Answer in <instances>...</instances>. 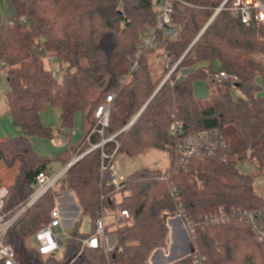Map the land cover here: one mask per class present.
I'll return each instance as SVG.
<instances>
[{"label": "trees", "instance_id": "1", "mask_svg": "<svg viewBox=\"0 0 264 264\" xmlns=\"http://www.w3.org/2000/svg\"><path fill=\"white\" fill-rule=\"evenodd\" d=\"M10 1L15 15L0 20V68L9 86L7 114L22 135L0 140V162L7 169L18 166L15 180L7 186L5 211L14 215L28 201L36 176L51 171L53 161L67 165L87 152L53 192L16 220L7 235L16 260L20 264H149L154 250L167 247L164 214L178 213L194 230L193 242L200 256L206 257L204 264H264V240H259L264 235V197L254 184L255 176L264 174V96L259 85V81L264 84V26L244 25L239 16L223 9L206 27L225 0H172L178 37L168 40L165 31H155L157 46L144 50L138 67L132 69L140 40L159 21V0ZM232 1L225 7H231ZM21 17L26 21L16 24ZM46 56L66 64L61 78L45 68ZM167 56L171 57L168 66ZM191 68L196 71L177 79ZM225 70L237 77L235 87L241 97L234 98L231 91L216 85L207 102L196 98L198 79L211 84L212 75ZM111 94L104 138L117 135L103 148L92 150L103 138L95 112ZM53 107L60 110L61 129L72 127L79 114L83 135L50 159L37 154L32 139L53 137L52 128L41 119V113ZM174 123L181 130L173 132ZM186 146L191 153L184 156L181 148ZM151 149L167 152L165 170L143 167L126 178L122 190L106 187L109 174L102 176L101 167L110 164V156L135 157ZM245 162L256 173L238 168ZM71 191L81 213L92 218V232L80 233L76 222L63 255L44 259L29 243L50 221L57 198ZM102 208L127 210L130 218L108 224L116 237L108 261L103 249L84 250L78 256L80 239L94 233ZM244 211L255 214L260 231L241 220ZM216 213L231 220L205 221ZM167 225L171 244L174 220L168 218ZM106 232L110 234L109 229ZM171 256L168 253L166 259Z\"/></svg>", "mask_w": 264, "mask_h": 264}, {"label": "built area", "instance_id": "2", "mask_svg": "<svg viewBox=\"0 0 264 264\" xmlns=\"http://www.w3.org/2000/svg\"><path fill=\"white\" fill-rule=\"evenodd\" d=\"M171 1L172 0H159V5L161 6L160 10V17L159 21L156 24V26L149 30L145 36L142 37L140 40V44L138 46V51L135 54L136 62L132 69H135L138 67V60L140 54L146 50V49H152L157 46V43L154 41V35L155 31L157 30H163L165 31L166 37L168 40H174L178 37L179 29L176 27L172 21V7H171ZM229 0H225L223 4L217 8L215 11V14L213 17L209 20L206 27H208L209 23L223 10L228 9L231 12H233L234 15L239 16L242 23L244 25L250 26L252 22H255L258 26L263 25L264 26V0H233L232 5L229 8H226L225 5ZM26 19L21 17V19H16L15 23L20 24L21 22H25ZM49 61H55L57 60L54 56L50 57L47 56ZM183 58V57H182ZM167 66L171 62V57L167 56ZM182 59H180L171 69L168 73V76L165 78V82L168 80L169 76L174 72V70L177 68V66L180 64ZM195 72L196 70L191 68L189 70H183L180 74L177 75V79L182 78L183 76H186L189 74V72ZM52 75L56 78H59L58 73L55 70H51ZM127 79V76L123 78L122 83L125 82ZM212 82L213 84L219 85V86H233L235 85V82L237 81V77L228 73L225 71H218L215 72L212 75ZM172 83V82H171ZM2 92L0 91V94ZM114 99V94L109 95L103 104H101L96 112L95 117L98 119L100 124V129L98 130L101 135L103 136L102 140L98 145H95L93 149H96L98 147H104L103 145L109 141H112L117 134L113 135L110 138H104V129L108 127L109 125V118H110V109L111 104ZM140 115L138 114L137 117H135L129 124L126 125V127L123 130H126V128L130 127L136 119ZM170 129L173 132H177L181 130V126L179 123H174L170 126ZM183 150V155L190 154L191 151L189 150V146H186L185 148H181ZM87 153V152H86ZM84 153V154H86ZM83 155L73 158L69 164L63 166L61 169L56 171L54 173L51 171H41L36 177V183L35 188L28 199V201L21 206V208L14 213V215H10L5 211V200L9 194L7 186H0V263L3 264H20L16 260V251L14 250L13 246L7 242V235L11 228L14 226L16 220L30 208L33 204L38 202L44 195H46L49 192H53L56 189V186L61 181L62 178H64V175L68 172L70 167L77 162L80 158H82ZM103 158H107V156L102 152ZM113 158L114 154L110 156V164L108 166H105L102 164L101 167V174L104 175V172H108V180L106 181L105 185L108 188H115L116 191L122 190V186L124 181L126 180L125 177H121L117 174V172L114 169L113 166ZM158 168L165 170V168L157 165ZM104 196H101V199H103ZM58 199V198H57ZM176 214V215H175ZM172 215V214H171ZM179 216L181 219V215L178 213H173L172 218ZM114 221H123L129 219V213L127 210L119 211L114 216ZM256 216L255 214L251 212L244 211L241 214V220H247L254 226L255 229L260 231L259 224L256 222ZM49 222L44 224L41 228H39L35 233L33 240L36 242L35 246L31 245L33 248L37 249L39 254L45 259V258H57V253L62 250L63 248V242L61 240L62 235H66L69 238L71 237L72 233L70 228H72L76 224V220L73 217H66L64 210L60 203L55 202V207L50 212V218ZM231 220V217L228 215H224L223 213H216V215H213L211 217H206L205 221L207 223L211 224H217V223H227ZM184 222V221H183ZM185 224V223H184ZM186 229L189 231V236L192 245H190V248H193V252H189V255L185 257V259H182L179 262V264H204L206 261V257H201L198 249L193 242L194 238V230L190 227V225H186ZM108 227L107 218L105 215V209H101V211L98 213L97 220L95 222L94 226V233L87 236V238L80 239V244L82 247V251L78 254V256L84 251L88 249H103L104 253L106 255V259L108 261V254L115 248L116 244V238L114 242H111V239L106 232ZM70 229V230H67ZM259 240H264V235H259ZM177 263V262H176Z\"/></svg>", "mask_w": 264, "mask_h": 264}, {"label": "rangeland", "instance_id": "3", "mask_svg": "<svg viewBox=\"0 0 264 264\" xmlns=\"http://www.w3.org/2000/svg\"><path fill=\"white\" fill-rule=\"evenodd\" d=\"M0 16L5 15L10 8V5L7 4H0ZM158 10H161V6H157ZM153 57V56H152ZM44 61V66L47 70H55L59 78L62 77L61 73L62 71L66 68V64L62 61H59L58 59L55 61H49L48 57L43 58ZM194 91L199 95V99H204V103L207 102L210 99V95L212 92H215L217 90L216 84H214V87L209 84L207 79H198L194 83ZM259 85L261 86V91L260 95L264 96V84L259 81ZM212 86V87H210ZM223 87V86H222ZM0 88L1 91L3 92L0 96V108L1 110L4 109V112L6 111L5 115H2V119L0 122V140L2 138L6 137L7 134H11V131L14 129L13 125V120L7 114V109H5V98L6 94L9 92V86L7 83V77L6 74L3 72V70L0 68ZM224 88V87H223ZM230 90L232 93V97L234 98H239L242 96V92L239 91L238 88L235 87V85L231 86L230 88H224V90ZM41 119L43 122L48 125L49 127L52 128L53 133L57 131L59 135L53 136L51 139H43V138H33L32 139V147L34 150L39 154L40 156H45L47 158L53 159L55 156L66 150L68 148V142L70 141V145L75 144L80 137H82L83 132H82V118H80V115L77 114L75 116L74 124L72 127L69 128H64L61 129V118H60V113H59V108L58 107H53L47 111H44L41 113ZM59 130V131H58ZM74 131V132H73ZM7 133V134H6ZM69 137V140L67 137ZM168 154L165 151L159 150V149H151L148 151L143 152L142 154H139L135 157H126L124 155H118L113 158V166L117 174L121 177L127 178L129 175L133 174V172L142 169L143 167H146L148 169H154L157 168V165L166 168L168 165ZM63 167V163L60 161H53L51 164V169L54 173L58 171L60 168ZM238 168L245 173H250L254 174L256 173V169H254V166L248 162H245L243 164H239ZM12 176H8L7 178L5 177V174L3 172H0V179L4 181L5 179V185H10L12 182ZM254 184H255V190L257 194H260L261 196L264 197V174H258L254 178ZM66 198H72L74 204H66L67 205V213L70 217H73L77 223H80V233L82 234H87L92 232V218L90 215L86 214L83 215L81 213L80 205L77 204V199L75 194L71 192H65L61 197L57 199L58 203H64ZM118 200L121 199V193L118 194ZM119 210H110V209H105V215L107 218V223L111 224L114 222V216L117 214ZM165 217L167 218H172L171 214H164ZM176 215V214H175ZM175 224V232L173 233L172 236V242L170 244V236L172 231L169 229L167 226V229L169 230L168 237H167V247L166 248H160L163 249L165 253V257L167 256L168 253H170L172 256L175 257L176 255H180L184 253L190 245H192L190 236H189V231L186 229V226L182 220L181 224L177 221L174 220ZM74 227V226H73ZM72 227V228H73ZM109 227V228H108ZM107 227V230L109 229L110 234L109 237L111 239V242H114L115 240V235L113 232L111 233L112 227L109 225ZM70 228V229H72ZM67 229V230H70ZM185 231L188 235V240L186 239L185 236ZM63 242V249L60 250L57 253V258L59 259L63 255L64 251V246L67 245L69 241V237L66 235H62L61 238ZM36 242L31 239L29 245L35 246ZM177 248V249H176ZM156 249V250H160ZM154 250L150 257H149V264H163L165 263V259L162 257V254H156L153 258L152 255L156 251Z\"/></svg>", "mask_w": 264, "mask_h": 264}, {"label": "crops", "instance_id": "4", "mask_svg": "<svg viewBox=\"0 0 264 264\" xmlns=\"http://www.w3.org/2000/svg\"><path fill=\"white\" fill-rule=\"evenodd\" d=\"M9 4L10 5V8H8L9 9V11L5 14V15H1L0 16V20H2V19H7V18H9V17H13L14 15H15V12H14V8H13V5H11V1L10 0H0V4ZM0 6H2V5H0ZM205 65V64H204ZM193 69H195L196 70V68H193ZM210 84V83H209ZM224 88H230L229 86H223ZM0 91H1V88H0ZM228 91H230L229 89H228ZM2 92V91H1ZM195 92V91H194ZM3 93V92H2ZM1 93V94H2ZM1 94H0V96H1ZM195 96H196V98H198L199 97V95L195 92ZM202 100H204V99H202ZM5 106V105H4ZM5 109H6V106H5ZM59 113H60V110H59ZM6 114V111L4 112V109L3 110H1V108H0V122H1V119L3 118L2 117V115H5ZM10 117H11V115H9ZM11 119H12V117H11ZM13 120V119H12ZM13 125H14V129L11 131V134H7L6 135V137H4V138H2V140L3 141H5V140H8V139H11V137H15V136H20V135H22L21 134V130L19 129V127L16 125V123H15V121L13 120ZM59 131V130H58ZM74 132V131H73ZM55 135H59V133H57V131H55L54 133H53V136H55ZM68 139V138H67ZM63 166H65V165H63ZM61 169V168H60ZM17 171H18V166L16 165L15 167H13L12 169H7L6 167H5V165L4 164H2V162H0V172H3L4 174H5V177L7 178L9 175L10 176H12L11 178H12V182L11 183H13V181L15 180V175L17 174ZM6 181H5V179H4V181L2 180V179H0V186H7V185H5L6 183H5ZM69 203L70 204H74L73 203V199L72 198H66L65 199V202L64 203H61L60 205L62 206V208H63V210H64V213H65V215H66V217H69V215H68V213H67V205L66 204H68L69 205ZM77 204H78V202H77ZM80 209H81V207H80Z\"/></svg>", "mask_w": 264, "mask_h": 264}, {"label": "water", "instance_id": "5", "mask_svg": "<svg viewBox=\"0 0 264 264\" xmlns=\"http://www.w3.org/2000/svg\"><path fill=\"white\" fill-rule=\"evenodd\" d=\"M164 82H165V81H163V82L160 84V87H161V85H162ZM236 87H238V85H236ZM164 220H165L166 225H167V220H168V218L165 217ZM172 220H177L180 224H181V222H182V219H181L179 216L173 217ZM167 226H168V225H167ZM185 236H186V239H187V238H188V235H187L186 231H185ZM187 240H188V239H187ZM169 241H170V239H169ZM176 249H177V248H176ZM193 251H194V249L189 247L184 253H182V254H180V255H176L175 257H170V258H168V260H167V259H165L166 257H165V253H164L163 249H160V250H156V251L153 253L152 258H153L156 254H160V253H161V254H162V257L165 259V262L168 261V262H169L168 264H175L176 262H178V261H180V260H182V259H185V257L189 255V252H193Z\"/></svg>", "mask_w": 264, "mask_h": 264}]
</instances>
